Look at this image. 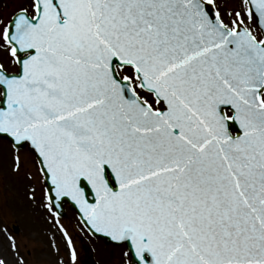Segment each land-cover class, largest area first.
<instances>
[{"label":"snow or ice","instance_id":"obj_1","mask_svg":"<svg viewBox=\"0 0 264 264\" xmlns=\"http://www.w3.org/2000/svg\"><path fill=\"white\" fill-rule=\"evenodd\" d=\"M37 216L50 264H264V0H0V264Z\"/></svg>","mask_w":264,"mask_h":264},{"label":"rangeland","instance_id":"obj_2","mask_svg":"<svg viewBox=\"0 0 264 264\" xmlns=\"http://www.w3.org/2000/svg\"><path fill=\"white\" fill-rule=\"evenodd\" d=\"M5 185H8L4 189V194L7 195L9 198L17 195L15 191V186L12 185L11 180H5L2 182ZM18 213L23 212L22 206H17L15 209ZM68 216L65 219V223L68 225L69 230L75 233L76 225L78 224V219L75 213L67 208ZM27 219V217H24ZM30 230L26 233V242L29 246L35 249L34 258L40 261V264H50V261L54 259L51 255V250L48 247V238L44 234V228L46 225L40 220L37 216L34 220L30 221ZM85 241L91 246V250L87 252L84 256V264H115L116 256L113 254V250L105 249L103 244L97 242L91 237L85 235ZM76 246L78 249L83 251L84 245L81 243L79 239H77ZM62 252L64 253V258L67 261V252L64 249L63 241L61 242ZM41 249L44 251L42 252Z\"/></svg>","mask_w":264,"mask_h":264}]
</instances>
